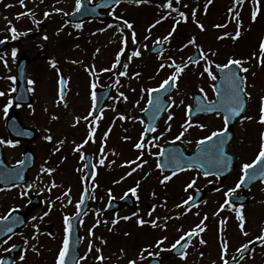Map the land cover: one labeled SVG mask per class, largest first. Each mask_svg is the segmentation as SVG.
<instances>
[{
	"label": "rangeland",
	"instance_id": "rangeland-1",
	"mask_svg": "<svg viewBox=\"0 0 264 264\" xmlns=\"http://www.w3.org/2000/svg\"><path fill=\"white\" fill-rule=\"evenodd\" d=\"M93 3L97 0H91ZM182 1V0H181ZM19 2V0H15V3ZM51 2V3H49ZM59 0H28L24 1V6L21 5L25 9V11L31 10V13L34 15H25L26 19L28 20H35V21H41L39 24L40 28L39 30H36L35 28L32 31L31 28H24L20 29L19 26L17 27L18 32H26L27 35H21L18 36V38L15 40V42L19 41V44H16L19 47V54H25L30 59V64L28 68V79H33L36 81V84L34 85L35 91L31 92L32 98H33V108L35 109V112L32 111L30 108H21L18 110V113L20 115L21 121L27 125L32 126L33 128H36L39 131L38 138L30 144V148L32 149L33 153L36 155V160L34 163V166L32 170L29 172L28 182L26 185H32V188L26 189V185L21 190H16L14 192L10 191H4L0 194V215L3 216L7 210L11 209L12 206L16 205L17 201H14V199L21 196V191H27V193H36L35 191L37 189L36 186L42 187L44 195H46V201H54V207L52 208V211L49 213L47 217H45L43 220H36L32 221L31 225L39 224L41 226L44 222L54 220L55 222H59V212L61 209H65L68 206V197H63L62 201H57V196H62L65 191H67V186L69 185L74 187H78L79 183V177H77L76 174L80 173V171H77L76 169L79 168L80 165V156L77 155L76 152L73 151V148L75 147V144H80L87 136L88 131V123L89 121H84L81 119L80 123L73 126L74 124V118L84 117L87 116V110H88V97L90 96V83L91 79L89 78V75L87 73H84L85 71L88 72L91 69L92 66H95V72L96 75H93L95 78V82L98 85L97 89L102 88L104 86H108L109 84H112L113 91L111 99L108 101L106 105V110L103 113V118L99 121L98 124V132H96L95 135V142L89 141L88 144L84 145L82 148L83 152L92 151L94 149L97 153L98 145H99V154L96 157V161L101 158L100 154V148L102 144V139L104 134H101V131L103 133L108 131V125L107 121L114 122L112 125V130L107 138L106 145L104 147V151L106 150L109 153V157L113 156L115 163L106 164L101 169V171H98V176L100 179V182L105 183L104 185H99L98 188H96V180L93 181L92 185L94 188V195L96 196V202L93 208V211L86 217V219L83 221V223L80 224V226H93L95 219L97 217V210L102 209L104 200L109 197V194L105 193V189L107 191L115 190L116 187H110L112 184L111 179L109 178V174L112 173H118V177H120V180L122 184V187L116 190L112 197H119L122 189H125L129 187L132 184H136L137 182H140V178H146L148 171L144 168L143 170L139 171L140 169H137L136 173L126 178L125 171L126 169L123 167L124 162L126 160V156L121 154V151L123 153H126L128 151H131L133 148V140L132 136L136 131V128L134 125L136 124L135 115H138V109L136 108V101H139L138 108L142 105V102L145 100L146 96L141 99V96L146 95L147 92H141V89H147V88H153L159 81H161L166 73L161 72L158 73V75L154 74L150 77L149 80L153 79L152 82L148 83V76H143V73H141L140 66H143L146 68L150 65V63H154V61H149L148 59H156L159 64V62H169L168 53H170L171 49H173L176 46V43L179 42L180 44H186L188 39L195 36L197 39V43L200 44L204 50L207 52V50L211 49L214 50L211 47L216 46V37L217 35L222 34L223 32L227 31L229 33H233L236 30V23L232 22L228 24V27L226 29H217L213 27L215 24H223L228 21L229 18H225L224 15H219L217 21L214 25L209 24L210 20L214 18L216 14H218L221 11V14H225L227 12V4L228 6H231L232 2L229 0H214V3L211 6V9L203 15V6L207 2V0H184L181 2L180 5H175L174 7H180L182 11H185L186 13L191 12L193 8H198L197 11V19H199L202 23H204L206 28V35L200 34V29L196 26L195 23L192 22L191 17H189V21L187 22V27H184L185 25L183 22H181L177 26V30L174 33L173 37L170 38V41L167 42V46L165 49V52L153 58L149 55V48H151L154 44L157 38H162L168 34L169 30L168 26L170 25V28L173 26L174 18L178 19L177 13L173 12L171 18V24L169 23L167 27H160L161 25H156L155 28H152L151 30V38L148 40H145L144 37L148 35L147 29L157 20L160 19V16L163 12H167L169 10L161 8V3L156 5H121L118 8L115 9L116 15L123 16V18L128 19L130 22H133L135 31L137 32V43L133 44L131 41V30L125 28L124 35L128 37V43L125 48V53L121 57V63H127V56L131 54L133 50L136 48H139L141 50V56L139 57H133L131 62L129 63L128 67V76L120 77V84L115 85L116 75L118 74V71L123 70L122 67H119L116 70H113V72H101V69L104 68H111L112 64L115 61L116 53L121 49V35L117 32V29L115 27L108 28L107 26L112 23H116L114 20V17L111 15V12L107 15V20L100 23H85L83 24V27L81 29H77L75 27L70 28L69 26L64 25L62 21L56 22L52 19L56 16H60L61 12H55L54 8H60L65 10L66 13H70L74 11L76 0H63V4L66 5V8L64 9L61 3H58ZM187 4L188 7L184 8L183 5ZM19 8L20 10L22 8ZM50 12L51 15L48 18L44 17V12ZM0 12H4V8L0 6ZM263 15H264V7L262 9ZM62 14V13H61ZM242 16L243 18L249 17V11L247 9L242 10ZM209 18V19H208ZM53 20V21H52ZM2 21H6V12L5 15L0 14V24H2ZM43 24V25H42ZM31 25V22H30ZM63 25V26H62ZM62 29V30H61ZM100 29H106V31H99ZM0 28V32H1ZM30 30V31H29ZM1 35H4L5 33H0ZM47 34L49 37L48 40H44L43 36ZM71 38V41L64 46L66 49L63 50L64 55L61 56V54L58 52L57 48L60 47L59 40L62 38ZM207 40L211 43H208ZM218 41V40H217ZM147 45V48H144L143 45ZM77 45L79 47H77ZM60 49H63L62 47ZM96 49H99L100 51L97 53ZM193 50V46L189 45L187 47V52H191ZM21 51V53H20ZM41 52H45L47 54V59L45 61H38L36 59L37 55ZM217 55L215 57H210V59L215 60L216 63H225L226 60H228L230 57H238L237 54H231L229 52L220 53L219 51H216ZM182 53H185V50H182ZM2 55H5L7 60L11 63H8V66L5 67L4 63L0 62V90H4L7 92L11 87H13V82L10 80H7L6 77L9 75L14 76V67L13 64L16 61V58L13 59L11 56V52L5 51ZM9 57V58H8ZM175 57V56H174ZM147 60H144L146 59ZM55 60L57 61V67L58 68H52L51 62ZM176 62L180 63V56L175 57ZM72 61H80V63H72ZM254 65L257 63L255 61L252 62ZM61 69H60V68ZM81 67L82 72L79 68ZM42 68H52L45 73L43 72L41 76L37 75V71ZM61 70L59 74L65 75V77L68 80V86H67V94H66V100L65 102H62L59 106L56 105V100L58 99V94L55 91V77L56 73ZM204 71V61L202 62L201 66L193 67V69L189 70L187 73H182L181 77L178 80V85L176 89L174 90L173 94L170 95L171 101L174 100L175 104H181L180 102L184 100V104H186L185 99L183 96H187L189 90L194 89L198 91L199 93L203 94L200 89L203 88L204 90L207 89V83L210 82V78L208 77L207 73L203 75V77L200 75L201 72ZM139 72L141 75L138 78H133V74ZM214 72V68H213ZM185 74V75H184ZM168 75V74H167ZM198 76H200V79L203 80L200 83H198ZM251 85V84H250ZM132 89H135V91H132ZM120 91H123L125 95L129 97L127 101L123 100L122 98L117 100L116 97L118 96V93ZM248 91L252 93V96L258 95L256 94L257 91H259V87L254 85V87H249ZM13 93H11L12 96ZM135 96V97H134ZM135 98V100H134ZM8 97H0V137L5 138L4 136V123H5V116L3 113V105L7 102ZM64 103L67 104V107L64 106ZM182 103V104H183ZM83 107H80V106ZM86 107V108H85ZM47 108L48 111L45 112L44 109ZM138 112V113H137ZM123 114L125 116L133 117V119L123 120L120 124V127L118 126L119 120L115 122L116 117ZM55 115L58 116L59 119L52 120L51 117ZM109 116V118L105 121V118ZM93 118H89L91 121ZM102 121V122H101ZM134 121V123H133ZM168 124L161 127V130L159 131V135L163 133L161 137L165 136L166 129ZM2 128V131H1ZM45 129H51V134L54 137L53 142H48L43 139L45 135L48 133L45 131ZM120 130L123 132V134H126L127 137H130V139L125 140V135H119ZM115 131V132H114ZM118 132V133H116ZM120 132V134L122 133ZM97 137V138H96ZM242 136L238 135V140H240ZM63 139L65 141L64 145L61 147V150L59 152H53L54 146L56 145L57 140ZM112 141H116L119 143V146L116 143H113ZM75 142V144L73 143ZM112 143V144H111ZM259 143V140H258ZM23 146L16 145L15 147H11L8 145H3L4 149V156L6 158L7 163L10 164H16L18 161L21 160L22 152H23ZM47 149V150H46ZM121 150V151H120ZM113 151H115L116 155H113ZM138 151H136L137 153ZM94 153V154H96ZM90 154V153H89ZM57 155L56 162L62 165L61 167L57 165L56 163H53L52 158ZM63 156H66V160L62 159ZM134 154H131L130 157L132 158ZM79 157V158H78ZM137 156L134 157L136 159ZM56 158V157H55ZM54 158V159H55ZM133 160V159H132ZM47 162V163H46ZM47 167V168H54L55 171L49 175L47 173L41 172V167ZM64 170H68L70 172L64 174ZM82 169V168H81ZM84 171H81V175H83ZM126 179V180H124ZM157 181L160 182L161 178L156 177ZM55 182L58 187L52 188L51 192L47 190V186H50L52 182ZM82 181V180H81ZM143 182V181H142ZM144 183V182H143ZM141 183V184H143ZM152 181L147 182L148 188L150 190V193H154L152 190V187H155V184H151ZM172 184L177 186V189L180 193L183 194L182 185L183 180L182 178H173L166 182V184H163V188L170 192V189L172 187ZM91 185V187H92ZM141 186V185H140ZM110 187V189H108ZM96 188V189H95ZM39 190V189H38ZM148 193L147 196L144 197L145 203H147L148 206L155 205H162V202L155 196V199L151 197V194ZM171 193V192H170ZM172 194V193H171ZM140 195V191L138 189L137 195ZM253 201H251L250 206L248 209L244 210V216H245V231L248 232V235H243L242 232L237 234V241L233 244V241L228 238L226 232H222L219 229V225L215 223V218L213 217L212 213L213 211H218V206H209L206 209H204L205 212L202 214H199L197 217L194 216V214L190 215H182L181 218H176V215L178 213V210L175 209L176 206H174V203L172 199H169V203L166 204V207L158 206L159 210L155 212V217H163L165 215H169L173 217V220H169L167 223H169V226H192L197 225L200 223L201 220H203V217L205 214H207L208 219L213 221L214 223H211V226H207L206 230L201 233V236L204 240H206L208 243L203 244L202 250L199 252H195L193 256L191 257L192 260H200L205 263H211V264H220L221 263V249L219 248L221 245V237H223L224 240H227L229 243L228 248V254H232L234 252V247L236 244L240 243H246L251 239V236H254L256 233L255 226H259L260 222L264 216V190L262 188H257L254 191ZM70 197L72 199V203L74 202V194L70 192ZM160 202V203H159ZM71 203V204H72ZM45 205H47L45 203ZM44 205V206H45ZM48 206V205H47ZM124 210L121 212V214L118 216L126 215V213L132 215L133 212H136L139 217L145 218L144 210H135V211H128ZM180 211V210H179ZM52 213L53 214L52 216ZM41 213L39 210L34 212V216H40ZM100 216V215H99ZM115 217V216H114ZM117 217V216H116ZM237 217V216H233ZM97 219H99L97 217ZM135 220H137V217H134ZM133 219V220H134ZM146 219V218H145ZM229 226H234V221L231 219L230 216L227 217ZM160 222L163 223L161 220ZM129 227V228H128ZM108 229H114L117 233V235L122 239L120 240L121 243L125 244L126 247L122 249L124 250L123 253H120L121 250H116V252L112 251L109 253V255L112 257H109V260L106 259V251L105 259L102 263L97 264H123L125 260L124 253H131L140 251L142 248L147 247L149 244L154 245L155 241L162 238L163 236H167L168 239L165 241L164 245L167 246L171 243H174L177 239H171L172 236L169 237L170 230L166 231H159L158 228H152L149 226H110ZM180 227L177 228L176 234H181ZM107 231V230H106ZM110 231V230H109ZM110 233V232H109ZM128 233L129 235H126ZM111 235L114 236V233L111 232ZM97 243L99 246H95L93 249L95 251V255L98 253L96 251L97 248L100 250H103L105 246H102L101 239L97 240ZM118 244V242H117ZM33 245H35L36 249L38 251L33 250ZM120 245V244H118ZM234 245V246H233ZM49 246L52 248L53 245L49 244ZM28 245L24 251V261L26 258L33 259L34 261H42L44 258H48V253H43V249L39 248L36 243L30 242L29 248ZM154 249V248H153ZM43 250V251H42ZM152 250V249H151ZM43 253V254H42ZM201 253L203 255L201 256ZM53 256H50L48 259L47 264H50V261L52 260ZM95 258V257H94ZM247 262H254L253 264H263L260 260L259 255L255 257H248ZM105 261V262H104ZM186 261V260H185ZM190 262V259L188 260ZM20 264H23L19 260ZM186 263V262H185ZM183 263V264H185ZM191 264V263H190ZM195 264H202V262H198Z\"/></svg>",
	"mask_w": 264,
	"mask_h": 264
},
{
	"label": "snow or ice",
	"instance_id": "snow-or-ice-1",
	"mask_svg": "<svg viewBox=\"0 0 264 264\" xmlns=\"http://www.w3.org/2000/svg\"><path fill=\"white\" fill-rule=\"evenodd\" d=\"M113 2L115 3V5H119L122 0H113ZM132 2H134L136 5H140V4H144V3H148L149 0H132ZM245 0H233V7H230L228 9V12L230 14L229 16V20L226 23L223 24H215L213 27L217 28V29H226L228 27L229 23L235 22L236 23V30L233 33H229L227 31L223 32L220 35H217L216 39L217 40H225V39H231L233 41H236L238 39H240L241 37V29L243 27V23L240 19V12L237 10L238 7H242L244 4ZM19 3L24 6V0H19ZM213 3V0H207V2L204 5V13L207 14L208 11V7L209 5H211ZM175 5H180L181 4V0H166V2H164V0H162L161 2V8L169 10L167 12H163L160 16V19H157L148 29V35H146L144 37L145 40H148L151 36V30L152 28H155L156 25L160 24L162 21L169 19L170 17H172V13L175 12L178 15V19L174 18V24L172 26L171 31L168 32V34L162 38H157L155 41L156 45H162L166 42L170 41V38L173 37L174 33L177 30V26L181 23H187L189 21V17H191V20L193 23L196 24V26L203 32L206 31L205 25L204 23H202L199 19H197V11L198 8H193L189 13H186L185 11H182L180 9V7H174ZM104 6V5H101ZM84 7V3L83 0H76V5H75V12H80L81 9ZM184 8H187L188 5L184 4L183 5ZM55 12H63L62 9L60 8H54L53 9ZM89 11H92L91 9ZM261 12V0H253V8L251 11V20L253 22L256 21L258 15ZM34 15L33 13H31V10L24 12V13H20L17 16V19H19L21 16L23 15ZM44 17L48 18L51 13L50 12H44ZM64 15H71V13H64ZM111 15L114 17V20L116 23H112L109 24L107 27L108 28H113L115 27L117 29V32L121 35V44L122 47L121 49L116 53L115 56V61L112 64L111 68H104L101 69V72H113V70H116L119 67H122L123 70L118 71V74L116 75V80H115V85H119L120 84V77H125L128 76V67H129V63L131 62L133 57H139L141 56V50L139 48H136L135 50H133L131 52V54L129 56H127V63H121V57L124 55L125 53V48L127 46L128 43V37L124 35L125 32V28L131 30V41L133 44L137 43V32L135 31L134 28V24L133 22H130L128 19L123 18V16L120 15H116L115 10L112 9L111 11ZM37 25H39L41 23V21H34ZM75 28L77 29H81L83 27L82 23H76L74 25ZM62 30V29H61ZM9 31L12 33V39H17L18 36L21 35H27L26 32H18V30L16 29L15 26H11L9 28ZM30 31V30H29ZM99 31H106V29H100ZM44 40H48L49 37L47 36V34H45L43 36ZM0 43H3V41H0ZM189 45L194 46L197 49V55L195 57H188V61L194 65H199L200 61L203 60L204 61V71L200 73V75L203 77V75L205 73H207L208 77L213 80L216 81L218 78L220 79L221 83L226 85V88L223 90V93L220 91H217V96L221 97V101L219 104H213V103H209L206 106L203 107H197L195 109L196 112H201V111H212V112H217L218 109L222 110L217 112V114L222 115L223 116V122H224V127L222 129H219L217 131H213L211 133V135L205 136L202 139H200L199 141H197V148L199 149V153H198V157L197 158H192L190 162L187 163V168L191 169L194 167H197V164L200 168H204V163H199V157H203L204 158V162L211 164L213 167H217L219 168H226L229 165V162L232 160V157L230 155H228V153L225 151L224 149V144L225 141L224 140H219L217 139V141L215 143H210L209 147L207 149L202 148L201 146L205 145L208 142H212L214 140V138H219L222 136H225L228 133V125L229 122L232 118L234 117H241L242 120L243 119H247V120H253L254 117L252 116H242L243 113H245L247 111V103L249 100L252 99V93L250 91H248L249 87H254V85H249L248 84V78H247V73H249L250 68L249 67H245L244 65L247 63H250V60L252 58H256L258 59V62L260 64V66H264V40H261L260 44H259V53H253V57H250L248 60H245L243 58H236V57H230L226 63H216L215 60L210 59V57H215L217 55L216 51H213L211 49H209L207 52L204 50V48L197 43V39L195 36L191 37L190 39H188L187 43L185 45H183V48H187ZM77 47H79L77 45ZM144 48H147V45H143ZM183 50V49H181ZM100 50L96 49V52L98 53ZM162 52V49H161ZM17 55V49L13 48L12 52H11V56L13 57V59L16 57ZM170 62L165 63L162 62L159 67L160 69H164L165 67H169V68H173L174 72L165 80H163L158 87L155 88H147V89H141V92L146 91L148 94V105L150 106V108L148 109H142V111H153V115H152V119L153 121H155L156 117H158L162 112H166L168 109L165 107V104L167 103L166 101H164L160 96H153L154 93H159L161 90H165L167 87H177V81L179 80L181 74L185 71V69L188 67V63H177L175 59L169 57L168 58ZM0 61H3L5 67L8 66V62L7 59L5 58V56H0ZM72 63H80V61H72ZM57 65V61L53 60L51 62V66L52 67H56ZM213 68H215L216 70H218L221 75L218 77L214 72H213ZM89 70L91 72L92 75H96L95 72V66L93 65L91 69H86ZM59 71V69H58ZM253 75H255V73H252ZM140 73L136 72L133 74V78H138L140 77ZM7 80H10L13 82V85L16 84L17 81V76H13V75H9L6 77ZM61 87L59 89L58 92V99L56 100V105L59 106L62 102H65L66 97H65V85L66 82L64 80L63 77L60 78L59 81ZM36 84V81L33 79H28L27 80V85H29V87H27L26 91L31 93L35 91L34 85ZM96 82H93L91 87L93 89L92 94H91V99H92V111L89 112V114L87 116L84 117H75L74 118V124L73 126L75 127L76 125H78L81 121V119H83L84 121H89L88 123V131H87V136L86 138L82 141V143L80 144H75V142H73L75 144V147L73 148L74 152H81V149L84 147V145L88 144L89 141L95 142V135H96V129L98 127L99 121L100 119L103 118V113H104V109L101 108L99 110V115H95L93 117V113L96 111V106H97V95L95 92L96 89ZM132 91H135V89H132ZM200 91L203 93L204 89L201 88ZM17 92V88L15 86L11 87L7 92H5L4 90H0V97H8L7 102L3 105V113L5 118L7 119L9 116V110L15 105V107H21L22 103L21 101H23L24 97L21 95L20 99L17 100L15 98H13L11 96V93H15ZM123 99L125 101H127L129 99V97L127 95H125V93L123 91H120L118 93V96L116 97L117 100L119 99ZM205 98H206V94H205ZM141 99H143V96H141ZM181 104L183 103V101L180 102ZM175 101L172 100L171 103L168 105V107H171V105H174ZM136 105H139V101H136ZM64 106L67 107V104L64 103ZM28 107L30 109H32L33 112H35V109L33 108L32 104H28ZM45 112L48 111L47 108L44 109ZM193 112V107L191 105L188 106L187 108V115H188V119L185 120V124L182 125L183 131L180 132V134L178 136L175 137V140H180L185 133L188 131L189 128L193 127L192 121H191V113ZM93 117V119L90 121L89 118ZM118 118L120 120H127V119H133V117L130 116H125L123 114L119 115ZM52 120H57L59 119L58 116L53 115L51 117ZM168 121H171L173 119V115L171 113L168 114L167 117ZM259 122L264 124V96L261 97V101H260V109H259ZM141 123H143V121H141ZM197 127L200 128H204L205 125L203 124H199L196 125ZM167 131H171V124H168L167 126ZM13 131H16L17 135H31V133L29 132H20L18 130H16L15 128H13ZM45 131L48 133L47 135H45L43 137V139L45 141L48 142H53L54 137L51 134V129H45ZM157 128L153 125H149L147 127H145L144 131L141 133L140 139L137 143L134 144V148L139 150V155L136 157L135 160H131V161H126L125 164L126 165H135L134 167L131 168V171L127 174V175H131L133 172H136L137 169L142 168L144 164L147 163L146 160L143 159L145 152H148L151 154V148L156 146V141H158L160 139V136L163 135V133H161L159 136H154L152 137V139L146 140L145 137L149 134V133H153L156 132ZM111 132V128L108 129L107 132L104 133V137H103V142L101 144V148H100V154H101V158L98 161L99 165H104L105 164V159L106 156L104 155V147L106 145V141L108 138L109 133ZM125 140L130 139V137H124ZM175 141H173L172 143H174ZM19 143V141H14L12 139H5L3 137H0V145H8L11 147H15L16 144ZM65 141L63 139L61 140H57L56 141V145L58 146H54L53 148V152H59L61 150V147L64 145ZM173 154L169 157L168 160V164L174 166L175 168H178L179 170L183 171L184 169L181 168L180 166V162L181 160L185 159L183 157L182 154H176L175 150H170ZM113 155H116L115 151H113L112 153ZM164 150L162 149L159 153H156L155 155L157 156H163ZM80 159L84 160L85 159V155L83 152H81L80 155ZM20 165H23L25 163V161L20 160L17 162ZM47 163V162H46ZM111 163H115V161H111ZM260 164H264V133H261V143L259 146V151L258 154L255 156L254 160L251 163H244L242 165L241 171H242V176L240 178V180L238 181V183L236 184L235 188H231L229 189L226 193L225 196L226 197H230L232 196L237 189H239L241 187L242 184H244L246 178L249 177V170L251 169H256L258 165ZM97 164L93 163L91 164V167L93 169L97 168ZM89 165L86 163L84 165V168H88ZM157 167L160 168L163 171V168L165 167L164 164H161L159 162V160L157 161ZM55 171L54 168H47V167H41V172L42 173H47L49 175H51L53 172ZM77 171H82V169H77ZM205 175H208V172L204 173ZM217 175H219V172L216 173ZM18 175V174H17ZM176 175V172L173 171L171 175H164L163 179L160 180L161 184H166L167 181L171 180L173 176ZM96 176V172H92L91 173V178L94 179ZM257 176H259L260 178H264V168H259L257 172H254L252 174V178L255 179ZM22 179V177H21ZM82 180H87L89 179V177L86 176H82L81 177ZM195 179L192 180L191 183H189L187 185V188H192L193 185L195 184ZM58 187V185L53 181L51 183L50 186H47V190L49 192H51L52 188H56ZM140 187V183L137 182L136 186L129 189V191L132 193L133 196L137 195V191ZM32 185H26V189H31ZM219 191V189H217ZM43 191V189L41 190ZM70 192L71 189L69 188L67 191H65L63 193L62 196H57L56 200L57 201H62L63 197H68V204L72 203V199L70 197ZM89 193V188L87 186H85L84 188V192L81 194V197L79 199V201L76 203V208L79 210L81 208V205L84 204L85 201V197L88 195ZM21 196H24L27 194V191H21ZM153 195L155 196V193H153ZM109 196H111V190H109ZM139 197L137 196V199ZM193 200L192 196H189L188 199L184 200L181 204H177L176 207L177 208H183L186 205H189L190 201ZM48 208L46 211L43 212L42 215L40 216H32L31 219L33 221L36 220H43L44 217H47L49 215V213L52 211V208L54 207V201H46ZM231 203V201L229 199H225V203L224 205H221V211L224 210L225 206L229 205ZM158 206H163L166 207V201L164 202L163 205H158ZM158 206H153L152 210L149 211L147 213L148 217H150L149 220H145L142 217H139L138 214L136 212L132 213V216H136L137 217V223L139 226L143 227L145 224L150 225V227L152 228H161V229H167L168 227V221L173 219L172 216L169 215H165L163 217H154L153 218V213L156 210V207ZM243 206L241 205L240 208H238L236 210V216L239 223V227L240 230L242 232L243 235H248V232L245 231V216L244 213L242 211ZM191 209L188 208L186 211H190ZM16 209L13 208L10 210L9 215L7 216H0V221L3 220H8L10 218V216L12 215L13 212H15ZM185 212H181L178 213L176 218H179L182 215L186 214ZM219 213H215L214 215H218ZM77 216L80 215V212L77 211L76 213ZM100 215V211L97 210V217H99ZM197 215H199V213H197ZM132 217L130 216H124L122 217V219L124 220H129ZM208 216L207 214H205L203 220L200 221L199 224L195 225L194 227H192L190 230H188L187 232H183L182 235H180V237L171 244V246L169 248H164L162 247V245H164L165 241H167L168 237L167 236H163L162 238L158 239L155 241V244H149L147 247H144L140 250L138 258L136 259H130L128 261V264H140V262H142L143 260L147 259L148 257H151L152 259L157 261V264H162V260H160V253L164 252V251H172L174 249H177L178 246L182 247V248H187L189 245H191L192 243V238L193 237H197L198 238V243L203 245V244H207L208 242L206 240L203 239V237L201 236V233H203L206 228H207V224L205 223V221H207ZM16 220H20L19 217L16 218ZM163 221V223H161L160 221ZM21 223H23V221H20ZM81 223H83V221H80ZM100 223H109L108 221H101L99 219H97L96 224L93 225V228H95L96 226H98ZM111 223L113 225H115L116 223H118V220H113L111 221ZM221 226H223L224 224L227 223L226 219H222L220 221ZM64 224H65V236L63 239V244L62 247L59 250L57 259H56V264H65L66 262V257L69 254V249H70V234L72 232V217L65 215L64 216ZM34 229L36 230L37 233H39V224H34L33 225ZM111 231V229H109ZM8 232L12 231V228H8L7 229ZM180 231H183V229L181 228ZM221 231H223V227H221ZM89 234L93 235V231L92 229H89ZM126 235H129L128 233H126ZM10 238V237H9ZM36 238V237H34ZM255 241H260L262 245H264V234H261L259 236H257L255 238V240L253 241H249L247 243L242 244L238 249L237 252L240 254L239 255V259L236 256L231 257V259L227 258L228 255V248H229V243L227 240H222L221 242V260H222V264H239V260H243L245 254H247L248 252L252 251V249L249 248L250 244H254ZM5 243H7V240L4 241ZM101 242L102 243H107V241L103 240V238H101ZM183 242V243H182ZM25 243H27V241H25ZM13 249L16 247V245H12L11 246ZM156 248L159 249V251H152L151 249ZM11 249H5V251H10ZM33 250L34 251H38L35 247V245H33ZM93 250V246L90 243L88 246V251L91 252ZM96 251L98 253L101 252L100 249H96ZM124 250L121 249V252H123ZM145 253H147V256H145ZM180 256L182 259H187V252L186 251H181ZM203 255V253H201V256ZM25 259V257L23 255L20 256V260L23 261ZM79 259H86V257H80ZM105 259V257L100 254L97 256V260L99 261H103ZM0 264H5L3 259H0Z\"/></svg>",
	"mask_w": 264,
	"mask_h": 264
},
{
	"label": "flooded vegetation",
	"instance_id": "flooded-vegetation-1",
	"mask_svg": "<svg viewBox=\"0 0 264 264\" xmlns=\"http://www.w3.org/2000/svg\"><path fill=\"white\" fill-rule=\"evenodd\" d=\"M248 67L250 68L249 73L246 74L248 78V84L256 85L258 87L264 88V66H261L260 68H256V67L251 68L250 66ZM252 73H255V75H253ZM259 75H261L262 78H258ZM261 96L262 95H259V94L252 96V99L249 100L247 103V111L243 114V116H252L254 117V119L253 120L243 119L240 122H238L235 127V132L237 136L241 135L242 137L240 139L241 141H244V142L237 144L236 146L238 155L242 159L245 156H247L248 151L254 150L252 148H247L248 146L247 141H249L253 136H256L258 133L260 134L264 133V124L259 122V109H260ZM191 172L194 174H197L196 171H191ZM229 179L230 177H228L227 179H223V180H219L215 177L203 178L202 176L198 174L197 185H198V188H202L203 186L207 184H212L213 190L211 191L210 194H218L220 196V195L225 194L226 187L232 188L231 187L232 184L227 185L226 183V181ZM217 189H219V191ZM180 227H185V226H180ZM51 228L52 229L50 231V234H47V231L44 230V226H40L39 232L41 231L42 234L44 235L43 242L49 243V242L54 241L56 243L55 244L56 250L57 252H59V249L61 247L62 240H63L62 238L63 231L61 230L60 226H51ZM23 231L24 230L18 231L12 237L10 238L7 237V238L0 240V259L5 260V256L9 253V251H5V249H11L12 248L11 246L13 244L14 245L20 244L22 246L20 251H18V254L12 258L11 263H10V264H20L19 259H20L21 253L23 249H26L27 243L29 242V239L27 238H19ZM55 232L56 234H55L54 240H51L50 238H48V237H52ZM5 240H7V243L4 242ZM34 240L37 242V239H34ZM25 241H27V243H25ZM188 250H189V247L187 248L186 252H188ZM171 260H174V262H179L180 260H182V258L174 257V258H171ZM46 261H47L46 258L42 259V261L37 260L36 262H34L33 259L26 258L23 264H43V262H46ZM5 264H9V263L5 262ZM50 264H54V261L51 260ZM79 264H81V262H79Z\"/></svg>",
	"mask_w": 264,
	"mask_h": 264
},
{
	"label": "water",
	"instance_id": "water-1",
	"mask_svg": "<svg viewBox=\"0 0 264 264\" xmlns=\"http://www.w3.org/2000/svg\"><path fill=\"white\" fill-rule=\"evenodd\" d=\"M127 1H132V0H127ZM152 1H158V0H152ZM107 3L108 4H115L113 2V0H107ZM23 72L21 74H19V82H18V87H19V93L16 97L17 100L20 99V96L22 95L24 97L23 101L21 102H29L30 99H29V96H28V93L25 89V79H24V70H22ZM21 75V76H20ZM14 115L11 114L10 116V120H9V124H8V127H9V130L12 132V133H15L16 131H13V128H15L16 130L22 132L20 129H19V123L17 121V119L15 120V118L13 117ZM17 121V122H16ZM18 123V124H17ZM21 127V126H20Z\"/></svg>",
	"mask_w": 264,
	"mask_h": 264
}]
</instances>
